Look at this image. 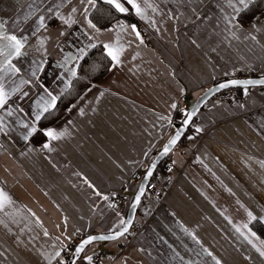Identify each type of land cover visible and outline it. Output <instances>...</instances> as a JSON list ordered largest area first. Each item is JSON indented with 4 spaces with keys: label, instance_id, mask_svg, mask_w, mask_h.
Here are the masks:
<instances>
[{
    "label": "crops",
    "instance_id": "obj_1",
    "mask_svg": "<svg viewBox=\"0 0 264 264\" xmlns=\"http://www.w3.org/2000/svg\"><path fill=\"white\" fill-rule=\"evenodd\" d=\"M97 1L105 2L0 0L4 34L24 40L11 70L0 55V192L10 200L0 208V264H61V251L85 236L117 231L130 203L115 213L111 198H133L141 181L130 179L146 172L174 122L233 71L264 73V0L244 23L229 0H134L139 15L119 0L137 26L117 19L93 28ZM97 44L117 59L109 55L108 73L34 142L37 116ZM219 95L167 154L169 165H157L149 182L158 193L144 190L133 219L139 232L91 243L75 264L95 254L97 264H264V235L251 227L264 226V86Z\"/></svg>",
    "mask_w": 264,
    "mask_h": 264
},
{
    "label": "trees",
    "instance_id": "obj_2",
    "mask_svg": "<svg viewBox=\"0 0 264 264\" xmlns=\"http://www.w3.org/2000/svg\"><path fill=\"white\" fill-rule=\"evenodd\" d=\"M262 8L260 0H256L247 10H243L239 13L238 19L241 22H247L251 20ZM90 21L98 28H102L114 20L122 19L126 22L137 26V20L130 13H122L115 9V7L109 3L103 1H97L88 13ZM112 65V60L103 46L97 44L95 47H91L79 60L76 67V76L71 80L67 90L62 93L56 100L54 106L48 111L44 112L36 122V130L30 137L34 142L40 141L43 138V130L50 124L57 121L69 108V106L92 84L102 79L109 71ZM236 90L227 89L225 91ZM222 91L221 93H224ZM183 116L174 122V130H176L183 120ZM131 199L128 201L130 203ZM252 229L259 235H264V226L258 221L251 223ZM69 251L64 253L63 262L65 264ZM80 257L77 259V261ZM76 261V262H77ZM75 262V263H76Z\"/></svg>",
    "mask_w": 264,
    "mask_h": 264
},
{
    "label": "snow or ice",
    "instance_id": "obj_3",
    "mask_svg": "<svg viewBox=\"0 0 264 264\" xmlns=\"http://www.w3.org/2000/svg\"><path fill=\"white\" fill-rule=\"evenodd\" d=\"M89 3H94V0H88ZM106 3H109L111 5H113L115 7L116 10L124 13L127 12V9L123 6V4H121L119 2V0H105ZM256 2V0H238L239 5H241L242 7H236L235 4H232L231 0H229V6L232 7L234 9V11L237 13V15L243 11V10H247L252 4H254ZM127 3L130 4L133 8L136 9L137 14H141V10L139 8V6L134 2V0H127ZM73 11H76L75 9H73ZM57 15H59V13H57ZM63 19V18H62ZM233 19H235V17H233ZM254 19H259L258 17L254 18ZM43 22H44V18L40 17V24L41 26H43ZM70 21L65 20V23H69ZM89 26L95 28V25L92 24L91 21H88ZM239 26V25H237ZM253 27H255V24H253ZM133 29H135V26H133ZM137 35H139V33H137ZM253 39H255V37H252ZM0 41H6V43H0V55H4L5 56V61H6V65L5 67L8 70H11V68H13L14 66H11L10 64V58L13 56H19L22 55L21 49L24 47V40L21 38H18L16 35H6L4 34V22H0ZM92 47H95V45H92ZM105 48H109V45H105ZM6 53V55H5ZM108 55L112 56L113 60H116L117 57L115 55H113L112 51L109 50ZM257 84H264V80H246V81H238V80H232L229 81L227 84H221L219 87L220 88H226L229 87L230 85L232 86H243L245 88V94H247V86L248 85H257ZM56 98L53 97V101ZM7 102V94L4 92L3 89V85H0V107H3V105ZM173 108L176 107L175 104L172 105ZM44 111H47V107H45ZM191 117L189 116L188 119H190ZM37 119H39V116H37ZM185 124L188 123V120L186 119L184 121ZM33 131H35V129H33ZM45 135L51 137L52 139H56L57 137L53 134V132L51 130H47L45 132ZM180 136V132H177L176 138L173 139L171 141V143L175 144L176 139H179ZM45 148H48L49 145L45 144L44 145ZM168 149L166 148L165 151H167ZM153 167H155V165H153ZM151 170H149L148 175L150 176ZM141 194H142V190H141ZM6 202L10 203V200L8 198V196L3 193L0 192V208L4 207V204ZM137 202H139V196L137 197ZM123 223V221H122ZM124 231H127V228L124 229ZM123 233H120V235H122ZM115 237L112 236H98V237H89L88 240H85L81 246H79L76 249V254L78 255L82 250H83V245L90 243L93 240H100V241H104V240H109V239H114ZM55 255L59 256L60 253L57 252ZM88 261L91 262L92 257H87ZM72 264H75V261H72Z\"/></svg>",
    "mask_w": 264,
    "mask_h": 264
},
{
    "label": "water",
    "instance_id": "obj_4",
    "mask_svg": "<svg viewBox=\"0 0 264 264\" xmlns=\"http://www.w3.org/2000/svg\"><path fill=\"white\" fill-rule=\"evenodd\" d=\"M232 80H238V81H246V80H264V76L263 77H257V78H249V79H229V80H225V81H221L218 84H214L212 86H210L209 88H207L189 107L188 112L186 113L185 117L183 118L181 124L179 125V127L174 131V133L171 135V137L169 138V140L165 143V145L161 148V150L155 155V157L153 158V160L150 162L148 168L146 169V172L144 173V176L140 182V185L136 191V193L134 194L133 198L131 199V202L129 204L128 207V211H127V215L125 218V221L123 223V225L121 226V228H119L117 231L112 232V233H107V234H103V233H93L90 235L85 236L84 238H82L79 242L76 243V245L72 248L71 252L68 255V258L65 262V264H72V261H77V259L80 257L82 251L84 250V248L94 242H98L100 240H93L90 243L84 244L83 245V250L77 255L76 254V249L81 246V244L85 241L88 240L89 237H98V236H112L116 238H119L123 235H125L128 231L129 228L131 227V224L133 222L135 213H136V209L138 207L139 202H137V197L139 196V201L143 196L144 190L146 185L148 184L151 176L153 175L157 165L160 163V161L171 151V149L180 141V139L182 138V136L184 135V133L186 132L187 128L189 127L190 123L193 121V119L195 118L196 114L198 113V111L201 109V107L204 105V103L209 100L210 98L214 97L216 94L225 91L227 89H235V88H244L243 86L237 85V86H232L230 85L229 87L226 88H220L219 86L221 84H227L229 81ZM264 84H257V85H248L247 87H263ZM191 117L190 119H188V117ZM188 120V123L185 124L184 121ZM180 132V136L179 139H176L175 144L171 143V141L173 139L176 138L177 132ZM168 149L167 151H165V149ZM153 165H155V167H153ZM149 170H151V175H148ZM141 190H142V194H141ZM127 228V231L125 232L124 229ZM120 233H123L122 235H120ZM112 240V239H109Z\"/></svg>",
    "mask_w": 264,
    "mask_h": 264
},
{
    "label": "built area",
    "instance_id": "obj_5",
    "mask_svg": "<svg viewBox=\"0 0 264 264\" xmlns=\"http://www.w3.org/2000/svg\"><path fill=\"white\" fill-rule=\"evenodd\" d=\"M262 77L264 76V73H260V74H255L254 72L250 71V70H247V71H233L230 75H229V78L231 79H245V78H251V77ZM222 80H217L215 81L214 84H218L219 82H221ZM220 98H223V99H227L230 97V94L229 93H225V94H222V95H219ZM179 104H177V108H179ZM192 125L194 126L196 123L195 121L193 120L192 122ZM154 157V154L151 155L147 161L145 162V166H148L149 163L152 161ZM163 162H164V166H168L169 163H170V156L169 155H166L163 159ZM143 175H144V172L141 171V170H137L133 177L130 179L132 182H139L142 180L143 178ZM145 190L150 192V193H158L157 192V188L155 186V183L154 182H149L146 187H145ZM128 203V197L125 193L123 192H119L117 194H115L111 200H110V209L112 212H115V213H120L122 211V209L127 205ZM144 203V201H142V199H140L139 201V204H138V207L139 206H142V204ZM141 229V223L138 222V221H133L132 224H131V227L129 229V232L131 234H136L137 232H139V230ZM62 253H65V250L63 249L61 251ZM100 261V256L99 254H95L93 257H92V260H91V263L92 264H97L98 262Z\"/></svg>",
    "mask_w": 264,
    "mask_h": 264
},
{
    "label": "rangeland",
    "instance_id": "obj_6",
    "mask_svg": "<svg viewBox=\"0 0 264 264\" xmlns=\"http://www.w3.org/2000/svg\"><path fill=\"white\" fill-rule=\"evenodd\" d=\"M84 256V255H83Z\"/></svg>",
    "mask_w": 264,
    "mask_h": 264
}]
</instances>
